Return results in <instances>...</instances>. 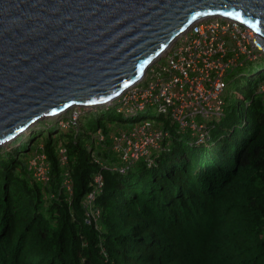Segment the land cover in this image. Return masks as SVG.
Returning <instances> with one entry per match:
<instances>
[{
  "label": "trees",
  "instance_id": "trees-1",
  "mask_svg": "<svg viewBox=\"0 0 264 264\" xmlns=\"http://www.w3.org/2000/svg\"><path fill=\"white\" fill-rule=\"evenodd\" d=\"M260 83L264 67L248 76L247 93L231 109L196 119L207 132L201 140L190 128L178 130L150 165L120 162L108 140L97 147L94 134L114 130L102 117L89 132H80V122L76 129L52 123L58 131L42 141L51 165L49 184L42 186L20 160L41 131L24 140L20 135L18 145L0 155V264H264ZM122 114L131 124L142 118ZM59 143L68 155L70 204L60 186ZM97 173L102 185L95 191ZM93 190L99 216L87 224L83 198Z\"/></svg>",
  "mask_w": 264,
  "mask_h": 264
},
{
  "label": "water",
  "instance_id": "water-1",
  "mask_svg": "<svg viewBox=\"0 0 264 264\" xmlns=\"http://www.w3.org/2000/svg\"><path fill=\"white\" fill-rule=\"evenodd\" d=\"M215 17L252 28L264 52V0H0V146L38 120L109 104Z\"/></svg>",
  "mask_w": 264,
  "mask_h": 264
},
{
  "label": "built area",
  "instance_id": "built-area-1",
  "mask_svg": "<svg viewBox=\"0 0 264 264\" xmlns=\"http://www.w3.org/2000/svg\"><path fill=\"white\" fill-rule=\"evenodd\" d=\"M255 36L252 28L234 19L215 17L193 23L178 36L162 58L147 69L139 82L115 99L119 110L126 115H137L152 107L156 109L159 121L152 123L142 117L129 127L119 126L117 131L108 134L97 131L93 139L99 144L108 140V149L120 162L128 164L144 159L149 165L153 163L155 153L168 150L173 133L178 130L187 127L190 134L191 130H201L198 135L201 140L207 132L203 122L196 119L208 121L222 115L224 78L229 69L264 56ZM255 92L264 96V83H260ZM81 112L72 111L65 118L58 116V128L76 129ZM57 159L62 167L61 190L70 204L73 185L67 150L62 143L58 145ZM25 167L34 181L42 186L49 184L51 165L43 143L32 148ZM93 181L94 190L98 191L102 185L101 174H95ZM94 190L83 198L87 224L99 216V211L93 207Z\"/></svg>",
  "mask_w": 264,
  "mask_h": 264
},
{
  "label": "rangeland",
  "instance_id": "rangeland-1",
  "mask_svg": "<svg viewBox=\"0 0 264 264\" xmlns=\"http://www.w3.org/2000/svg\"><path fill=\"white\" fill-rule=\"evenodd\" d=\"M264 67V56L260 57L255 60L251 61H246L245 64H243L241 67H236L234 69H229V72L227 76L224 78V92H223V97H224V110L228 111L231 109L232 106H234L237 101H238V96L239 95H245L247 91L245 90V85L247 83V78L250 74L254 73V71L257 68ZM240 74L243 76L240 79H236ZM232 76H235L236 78H233ZM115 99L110 102L111 105L115 103ZM104 105V106H96V107H91V108H70L66 113L61 114L63 118L67 117L70 115V112L75 111V113H80L81 115L79 119L80 122V132L87 131L93 129L94 125L97 122L98 118H101V121L106 125H110L111 128L113 127V131H117L119 126L122 127H129L131 125L130 122H125V117L123 116V112H117L118 105L114 106H109ZM106 106H109L107 109L105 108ZM125 109V107L122 108V110ZM140 117H145L148 121L155 123L158 122L159 120L156 118L157 117V112L156 109L152 107H148L144 110H141L139 112ZM57 117L50 118V119H41L35 122L32 126L29 127L27 131H25L22 135V140H24L26 137H28L32 133H36L37 131H41V136L38 138L36 141V137L32 140L33 142L36 141L33 146L37 145L38 143H42V141H45L47 139L48 132L54 131L56 129L55 125H52L56 123ZM50 126V129L48 127ZM109 126V127H110ZM58 131L55 130V133ZM59 134L63 133V131H59ZM192 136L194 139H197L199 133H201V130H191ZM20 135L16 136L13 138L10 142H7L3 145L0 146V155L3 154L6 151H10L12 148H14L16 145H18V141H15ZM89 140V139H87ZM31 141V142H32ZM32 142V143H33ZM99 143H97L98 145ZM59 145V144H58ZM206 146V144H203ZM202 145V146H203ZM98 145L97 147H99ZM207 147V146H206ZM58 150V146L56 148V153ZM29 153H26L23 155L20 160L22 162L27 161Z\"/></svg>",
  "mask_w": 264,
  "mask_h": 264
},
{
  "label": "bare ground",
  "instance_id": "bare-ground-1",
  "mask_svg": "<svg viewBox=\"0 0 264 264\" xmlns=\"http://www.w3.org/2000/svg\"><path fill=\"white\" fill-rule=\"evenodd\" d=\"M165 51V50H164ZM163 53V52H162ZM144 76V75H143ZM29 128V127H28ZM28 128L25 130V131H27L28 130Z\"/></svg>",
  "mask_w": 264,
  "mask_h": 264
},
{
  "label": "clouds",
  "instance_id": "clouds-1",
  "mask_svg": "<svg viewBox=\"0 0 264 264\" xmlns=\"http://www.w3.org/2000/svg\"><path fill=\"white\" fill-rule=\"evenodd\" d=\"M104 106V105H103Z\"/></svg>",
  "mask_w": 264,
  "mask_h": 264
}]
</instances>
